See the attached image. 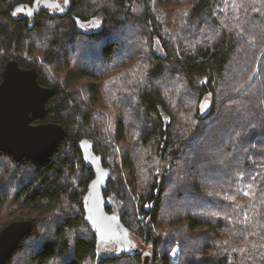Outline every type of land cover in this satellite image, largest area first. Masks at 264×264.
<instances>
[{
  "label": "trees",
  "instance_id": "trees-1",
  "mask_svg": "<svg viewBox=\"0 0 264 264\" xmlns=\"http://www.w3.org/2000/svg\"><path fill=\"white\" fill-rule=\"evenodd\" d=\"M34 2L0 0V82L11 59L35 68L38 83L56 91L33 123L58 124L65 136L41 161L17 163L0 152V215L17 209L0 218V230L33 224L6 264H264V0H69L64 15L11 16ZM167 15L182 34L204 27L207 39L181 35L175 47L163 35ZM120 30L149 42L147 69L128 82L108 76L122 51ZM166 75L179 79L187 103L167 99ZM205 98L211 106L202 114ZM81 141L114 172L105 197L118 200L122 224L150 251L96 252L83 208L95 175ZM198 171L206 178L191 180Z\"/></svg>",
  "mask_w": 264,
  "mask_h": 264
},
{
  "label": "water",
  "instance_id": "water-1",
  "mask_svg": "<svg viewBox=\"0 0 264 264\" xmlns=\"http://www.w3.org/2000/svg\"><path fill=\"white\" fill-rule=\"evenodd\" d=\"M37 1L32 7L22 5L15 8L11 16L34 13ZM57 6L55 1H43L39 5L40 9H54ZM37 76L35 68H21L15 59L7 61L1 73L0 152L8 154L17 163L23 159L41 161L47 158L65 136L64 128L58 124L33 123L45 115V104L56 91L55 87L41 86ZM209 107L210 102L206 100L202 106V114H206ZM78 148L84 162L92 167L95 175L84 197L83 208L85 219L95 235L96 245L117 238L118 241L125 242L128 229L122 224L120 216L115 217L107 212L105 191L108 171L102 168L100 159L93 153L89 142H79ZM32 227L30 220L15 221L0 230V264H6L20 242L31 233ZM124 254L129 253L121 245L115 254L99 256L115 257Z\"/></svg>",
  "mask_w": 264,
  "mask_h": 264
},
{
  "label": "rangeland",
  "instance_id": "rangeland-1",
  "mask_svg": "<svg viewBox=\"0 0 264 264\" xmlns=\"http://www.w3.org/2000/svg\"><path fill=\"white\" fill-rule=\"evenodd\" d=\"M180 9L183 11L182 8H180ZM133 12L135 14H140L141 13V7L138 5H134L133 6ZM98 18L100 20L99 16H98ZM172 18H173L172 16L167 15L163 18V20H161V18H160V21L164 27L163 28L164 37L167 38L170 42H176V43H172L175 47H179L180 45H182V42H177L181 35H183V36L189 35L192 37L193 40H196L197 43H202L207 39L206 37H208V34H207V30H205L204 27L194 28V29H191V31H190V29H188V31L185 30V33L182 34L178 30L177 27H174V25L176 23L170 22L172 20ZM114 33H115L114 38L118 39V43H120V45H121L122 41H124L123 44L121 45V48H122L121 53L123 52V55H125L127 58H124L123 60H120L118 62V60L120 59V56H121V53H119V51H118L116 54V57H115V59H116L115 72H113V71L109 72L108 76L113 77V78L122 77L123 81L125 80L126 82H128L131 78H137L138 76H140L141 73H143L145 71V69H147V67H148L147 64H148V57H149V52H150L148 37L141 35L139 31H135V32L131 31L128 33L124 30H120L119 33H118V31H115ZM119 35L123 36L122 41H121ZM150 49H152L151 51L158 54V55H163L162 47L158 42H155V43L153 42L150 46ZM236 60H237L236 57H234L233 58V64L231 65L232 67L236 63ZM49 74L54 78L52 73H49ZM254 76H255V74H254ZM127 79H129V80H127ZM161 83H163L162 89H163L164 94L167 96L168 100L177 101L180 98V96H182V99L185 101V103L188 102V98L184 94L183 90L181 89V84L179 83L178 78H176V77L171 78V77H168V75H166ZM113 91L116 93V94H112L113 98L115 97V95H120V90L113 89ZM240 92H238V93H240ZM206 100L207 99L205 98V100H203L201 102V104H200L201 110H202L203 103ZM221 101H223L222 98L219 100V103H218L219 105L221 104ZM210 106H211V103H210ZM209 110H210V107H209L208 111ZM106 112L109 115L113 113L111 111H106ZM118 114L121 115V112H118ZM108 124H109V120H108ZM108 124L105 126L106 130L108 131V132L105 131V136H109L113 130V129L111 130L112 124H109V125ZM190 157H191V163L193 164V166L196 165L195 156L191 155ZM196 166H199V164ZM200 174H201V171L194 173L191 176V180L198 178L201 181V180H203V178H206V176H207V175H205L204 177H202V175H200ZM107 175L110 177H114V172L109 171V174H107ZM218 180L219 179L216 176H214V177L211 176L210 178L207 179V181H209V183H217ZM205 183H206V181H205ZM212 186H210L211 189H216V186L215 187H212ZM165 197H166V200H168V195ZM106 202L108 205L107 207L110 208V210H111L109 213H111L115 217H119L120 212H121L120 211L121 206H120V203L118 202V200L113 196H109L106 199ZM204 205H205L204 208L207 209L208 204L205 203ZM4 206H6V204ZM13 207L14 206L10 205V206H7L6 208H4L1 212L0 218H2V219L7 218L6 216L9 213V211H11V210L13 212H17V209H14ZM194 211H196V210H194ZM29 218L34 219L35 215H30ZM37 218H39V217H37ZM27 220H29V219H27ZM30 221H32V220H30ZM40 227H42V226H40ZM49 227L47 226L46 230L47 229L50 230ZM175 240H177V239H175ZM195 243L197 244V242H194L191 245L194 246ZM121 245H124V249L127 253H136V252H142L143 253L145 251H150V247L148 245L142 243V241H140L139 238L135 237V235H132L130 232H128L125 242L118 241V243L114 244V245H110L108 242H100L97 246V252L99 255L115 254L116 251L119 249V246H121ZM35 246H37V243H35L32 247L29 246V248L34 249ZM170 253H171L172 257H175L176 248L172 249V251ZM24 262H25V264H29V259L26 258L24 260ZM20 263H21L20 259H17V260H15L14 264H20ZM63 263H64V260L60 259V260H54L53 264H63Z\"/></svg>",
  "mask_w": 264,
  "mask_h": 264
},
{
  "label": "flooded vegetation",
  "instance_id": "flooded-vegetation-1",
  "mask_svg": "<svg viewBox=\"0 0 264 264\" xmlns=\"http://www.w3.org/2000/svg\"><path fill=\"white\" fill-rule=\"evenodd\" d=\"M43 1H55L58 6L54 9H50V8H44V9H40L39 5L41 4V2ZM68 4H69V0H38L37 4L35 6V12L32 14H28V15H24L23 13H18L17 16H21V17H26L28 19L33 20L36 16L40 15L42 12L43 13H48L51 15L56 14L57 16L59 15H63L64 13L66 14V11L68 9ZM96 25V23H95ZM94 26V23H93ZM118 238L114 239V240H109L107 241L110 245H114L118 243Z\"/></svg>",
  "mask_w": 264,
  "mask_h": 264
},
{
  "label": "snow or ice",
  "instance_id": "snow-or-ice-1",
  "mask_svg": "<svg viewBox=\"0 0 264 264\" xmlns=\"http://www.w3.org/2000/svg\"><path fill=\"white\" fill-rule=\"evenodd\" d=\"M245 195H247V194H245Z\"/></svg>",
  "mask_w": 264,
  "mask_h": 264
}]
</instances>
